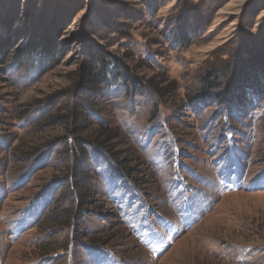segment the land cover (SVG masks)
I'll list each match as a JSON object with an SVG mask.
<instances>
[{
	"label": "rangeland",
	"instance_id": "obj_1",
	"mask_svg": "<svg viewBox=\"0 0 264 264\" xmlns=\"http://www.w3.org/2000/svg\"><path fill=\"white\" fill-rule=\"evenodd\" d=\"M0 264H264V0H0Z\"/></svg>",
	"mask_w": 264,
	"mask_h": 264
},
{
	"label": "trees",
	"instance_id": "obj_2",
	"mask_svg": "<svg viewBox=\"0 0 264 264\" xmlns=\"http://www.w3.org/2000/svg\"><path fill=\"white\" fill-rule=\"evenodd\" d=\"M186 37H184L185 39ZM186 41L189 39L186 38ZM36 54L38 53V49L34 48ZM248 61L251 62L254 60L252 56L247 57ZM94 59L98 60L97 63V73L94 75L93 79V84L97 85H109L112 83V81H118L123 79L124 81H131L133 85H137L136 79L131 75L130 70L126 67H123L118 61H107L105 56L103 54H97L95 55ZM218 72H213L212 74H208L203 80H202V93L207 94V93H212L216 92V90L219 88L218 86ZM136 86V87H137ZM139 87V86H138ZM137 90V88H136ZM222 99L221 95H219L217 98L213 99L215 102H220ZM222 101V100H221ZM223 104H226L225 109L227 110L226 115L229 113H233V110L237 111H243L246 109L245 103L243 100H238V101H230L228 103H225L223 101ZM238 108V109H237ZM243 109V110H242ZM83 199V197H82ZM84 202V201H83Z\"/></svg>",
	"mask_w": 264,
	"mask_h": 264
}]
</instances>
